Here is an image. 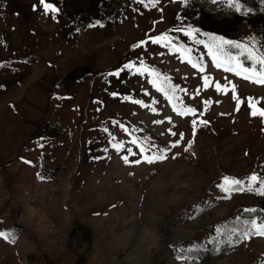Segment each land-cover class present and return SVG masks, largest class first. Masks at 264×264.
Masks as SVG:
<instances>
[{
    "label": "rangeland",
    "instance_id": "1",
    "mask_svg": "<svg viewBox=\"0 0 264 264\" xmlns=\"http://www.w3.org/2000/svg\"><path fill=\"white\" fill-rule=\"evenodd\" d=\"M192 1L197 6L183 14ZM47 2L55 13L45 14L39 0H0V232L14 240L0 237V264H264V237L236 243L249 220L240 218L244 209L261 207L264 196L253 190L223 199L216 187L225 176L264 180V120L243 104L237 111L232 99L254 97L264 107V85L216 69L207 49L177 30L264 53L257 20L217 33L192 15L232 9L229 0ZM164 35L192 51L151 42ZM130 62L133 69L109 75ZM153 80L181 89L177 107L196 108L194 118L208 126L198 124L193 137V117L173 112ZM173 131L194 141V155L181 141L169 152L175 159L155 165L120 159L127 148L138 151L134 139L164 148ZM112 143L125 150L117 154Z\"/></svg>",
    "mask_w": 264,
    "mask_h": 264
},
{
    "label": "snow or ice",
    "instance_id": "2",
    "mask_svg": "<svg viewBox=\"0 0 264 264\" xmlns=\"http://www.w3.org/2000/svg\"><path fill=\"white\" fill-rule=\"evenodd\" d=\"M137 2L140 4H145V0H137ZM148 2L155 6L158 3V0H148ZM213 2H216V0H213ZM229 3L230 6L235 7L238 11L240 10L241 6L237 2V0H229ZM39 4L42 6L45 14L49 12L55 13L57 11V9L54 8L50 3H48L47 0H39ZM145 6H147V4H145ZM177 30L182 31L186 37H190L194 44L202 45L204 49H207V55L211 58V63L216 69H223L224 72L231 73L236 77H240L245 81H250L253 84L264 85V53L260 52V50L256 48L254 44L245 45L218 36H208L206 39H198L197 36L200 33L196 29L189 28L188 30ZM162 41L166 42L164 43L165 47H173L177 52L182 51L187 54L192 51V49L190 48L175 46L173 42L168 39L167 35L158 36L151 42L153 44H161ZM144 43L145 42L142 41L139 44L134 45L133 47L141 48ZM262 47H264V45H262ZM230 49H236L237 51L234 54L232 51H230ZM197 59L202 60L203 57H199ZM188 63L191 64V67L194 69L199 66L201 72L205 71L202 66H200L198 63L193 62L191 56H189L188 58ZM134 67V63H126L118 71L109 73V75L118 77L125 70H131ZM141 68L143 69V72H149V69L143 65V62H141ZM136 71L140 74H143L140 68H137ZM149 74L151 75L153 73L149 72ZM203 81L205 88H207L209 86L208 76H204ZM165 82H167V78H165ZM152 84L154 87H156V90L158 92H162L164 97L169 101V103H171L173 112L177 113L178 116L193 117L190 120L191 135L193 137L197 135L198 124L202 127L208 126L209 121H207L206 119L197 120L194 118L197 116L196 108L177 107V102L179 101L177 92L181 91V89H178L175 85L172 84H167V87H159L156 85V80H153ZM215 90L217 93L226 92L227 86L225 85L224 87H222L220 83H216ZM113 95H115V93ZM232 99L237 102V111L241 109V106L243 104L248 109H250L251 117L264 120V107L260 106V100L254 97H249L245 102L241 100L237 95H233ZM133 103L140 105L142 104V101L135 100L133 101ZM210 103L211 102L207 99L203 101V108L205 111L208 109ZM144 107H147V105H144ZM152 111L155 112L156 109L153 108ZM156 123L160 124L162 123V121L156 120ZM121 128H123L122 125ZM104 131L107 132L108 129L105 128ZM171 135L173 137H176L175 141L170 145L166 144L164 148H160L158 145L152 144L150 141L147 143V147H145L140 144L138 139H134L132 143L137 145L138 151L127 148L126 151L129 154L122 155L120 159L122 160L124 165L139 166L142 163H146L147 165H155L156 163L164 162L169 158L175 159V153L173 152L172 155L169 156V152H172V150L181 147V141H184V143L187 145L186 147L182 148V151L184 153L194 155V152L191 151L194 143L192 139L186 140L183 133H177L175 131H173ZM113 139H115V137H113ZM111 148L115 150L117 154H119L121 151L125 150V145L122 143H112ZM104 151L107 152L108 149L105 148ZM97 159H100V157H97ZM25 163L30 164L31 162L25 161ZM37 175L41 180L45 178L44 176H40L39 173ZM216 187L220 190V193L223 194L221 197L223 199L231 198L233 192L253 190H255L256 194L264 196V180H262L255 173L248 178L247 182L240 179H230L229 177L225 176L223 177V183H218ZM244 211L247 213L257 212L256 209H244ZM261 211L264 212V210ZM244 224L246 225V227L240 232L236 243L246 241L251 237H264V215L254 216L252 219L245 220ZM216 231L221 232L222 230L216 229ZM233 234H235V231L233 232ZM0 237H2L6 241L14 242V240H10L9 235L5 232H0ZM228 243L232 244L233 242L231 241V239H229ZM177 258L179 259V257Z\"/></svg>",
    "mask_w": 264,
    "mask_h": 264
},
{
    "label": "trees",
    "instance_id": "3",
    "mask_svg": "<svg viewBox=\"0 0 264 264\" xmlns=\"http://www.w3.org/2000/svg\"><path fill=\"white\" fill-rule=\"evenodd\" d=\"M238 3L241 6L239 11L233 7L232 9L228 10L218 9L216 11H195L192 15L199 18V22L203 28L217 33H226L225 29L227 27H231V29H233L238 23L242 21H250L252 23L256 22L255 20H257L258 24H252L259 25L261 27V36L264 43V0H254L248 2L246 0H239ZM195 6H197L196 1L187 3V5L183 7V14L187 13L189 8ZM223 18H227V20L224 21ZM219 23H224V25L221 27L218 25ZM207 25H215V28H208L206 27ZM254 209L257 210L256 213L243 212L242 216L240 217L241 220L244 221V217H247V219H252L254 216L264 215V212L261 211L264 210V199L261 207H256ZM236 232L238 233L239 231L237 230Z\"/></svg>",
    "mask_w": 264,
    "mask_h": 264
}]
</instances>
